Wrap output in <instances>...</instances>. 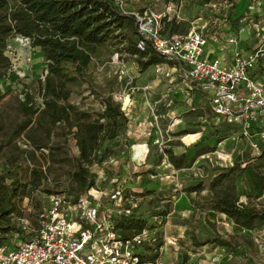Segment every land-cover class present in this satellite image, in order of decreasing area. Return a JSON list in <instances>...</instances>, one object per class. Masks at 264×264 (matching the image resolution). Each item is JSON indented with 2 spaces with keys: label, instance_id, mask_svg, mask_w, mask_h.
Returning <instances> with one entry per match:
<instances>
[{
  "label": "rangeland",
  "instance_id": "374dc122",
  "mask_svg": "<svg viewBox=\"0 0 264 264\" xmlns=\"http://www.w3.org/2000/svg\"><path fill=\"white\" fill-rule=\"evenodd\" d=\"M117 1L126 13L136 16L140 30L152 27L154 31L163 33V19L166 18V22L175 19L181 23L178 33L188 34L193 27L205 26L209 39L217 35L222 43L228 42L223 40L226 34L236 35L238 43L243 37L249 38L247 34L234 32L229 26V15L240 0ZM249 22L251 32L255 34L257 30L253 25L259 23L254 20ZM168 32L173 33L170 29L164 33ZM262 34L263 39L264 32ZM6 56L11 67L0 77V175L6 185L19 176V186L22 189L26 187L25 195L16 200L22 216H12L11 225L25 227L29 232L38 227V209L49 204L46 187L54 193L68 195L72 165L61 162L55 155L59 149L65 148L69 157L75 158L78 149L73 134L68 135L66 144L63 143L59 127L52 130L48 141L50 150L37 151L24 134L12 137L13 129L23 121V114L18 108L20 102L24 100L25 93L40 90L38 81L44 83L48 66L40 49L33 48L21 37L8 41ZM135 60L122 50V46H102L86 68L84 80L71 85L73 92L69 103L96 115L105 108L103 100L112 97L128 118L125 131L120 128L117 139L110 145L112 157H120L121 163L111 167L96 164L91 171V175H96L97 182V188L92 193L93 200L118 215L122 208L116 207L109 195L118 187L122 188L125 197H133L137 201V207L132 211L147 220L152 246L161 245L169 254L182 256L184 264H264V223L257 224L253 231L248 232L234 225L223 214L215 216L207 205H203L213 196L209 186L214 170L232 167L231 163L242 160V157L248 156L245 160L251 158L250 146L246 141L239 140L238 135H226L228 137L223 142L227 144L223 146L219 140H207L213 129L221 128L213 126L216 121L209 114H201L197 110L202 101L198 94L188 91L179 69L162 64L142 71ZM37 100L41 105V96H37ZM32 126L41 129L36 118ZM180 133L184 134L179 136ZM237 143L239 147L235 149ZM169 144L177 154L179 148L187 150L188 163L185 167L176 169L167 156L160 160L159 156L170 148ZM107 146L108 140H105L100 155ZM204 147L213 151L198 155L197 151ZM230 154L231 160H222ZM221 155L224 158H220ZM260 163L259 159L248 168L254 170ZM34 168L42 169L47 175L44 185L35 190ZM145 169L148 172L143 175L148 177L138 178L139 174L134 171ZM260 173H264V169ZM173 177L175 181L171 182ZM201 180L205 185L202 193L179 199L187 188ZM143 182L152 184L143 188L140 186ZM244 201L264 207V191L259 198L251 196ZM126 205L124 210L129 209L128 203ZM166 211L169 213L163 217ZM215 236L230 239L233 248L216 250V246L196 244L205 243ZM4 238L6 240L1 242V246L6 251L16 248L20 241L18 236L16 239L12 235ZM169 241L171 245L167 244ZM238 245L241 247L237 248ZM160 255V251L152 253L153 257ZM171 262L177 263L173 259Z\"/></svg>",
  "mask_w": 264,
  "mask_h": 264
},
{
  "label": "trees",
  "instance_id": "16d2710c",
  "mask_svg": "<svg viewBox=\"0 0 264 264\" xmlns=\"http://www.w3.org/2000/svg\"><path fill=\"white\" fill-rule=\"evenodd\" d=\"M255 13L248 15L250 21H258L254 16ZM245 18L246 14L232 19L231 13L229 26L237 32L241 21ZM166 21L164 18L165 30L159 33L160 36L189 34L178 33L181 30L179 21L175 19ZM169 29L173 33H164ZM14 37L28 39L33 48L40 49L47 62L48 73L44 83L41 80L38 81L39 91L25 93V98L18 107L23 114V121L13 129L12 137L24 134L27 141L40 151L50 150L48 141L55 127H59L65 144L68 135H74L78 155L70 158L69 151L65 148L59 149L55 155L61 162H69L72 165L68 195L54 193L47 187L45 192L48 198L64 196L71 204H77L79 199L95 186L96 175H91L95 165L103 166L111 160L121 159L112 157L110 145L117 139L120 128L125 131L128 118L112 97L103 100L105 108L96 115L69 103L73 92L71 85L84 80L85 70L97 56L98 49L108 44L122 46L126 54L136 58L135 61L142 71L162 64L170 65L172 68L176 65L157 52L152 41L141 35L136 16L126 13L117 0H0V77L4 76L11 67L6 51L8 41ZM263 75L262 71H258L255 76ZM197 90V87H192V92ZM37 96H41V105L38 103ZM200 101L202 104H199ZM200 101L196 107L197 110L213 118L210 108L205 107L202 98ZM35 118L37 126H41V129L32 126ZM215 127L221 129H213L207 140L216 139L220 144L228 137L226 135H234V129L230 125L220 123ZM73 129L75 131H72ZM183 134L180 133L179 136ZM105 140H108V146L100 155V149ZM169 145L170 148L159 156L160 160L167 156L176 169L185 167L188 163L187 150L177 154L173 151L172 144ZM212 151L209 147H204L197 151V154L205 155ZM246 157H242V160L235 162L232 167L214 170L209 186L213 196L203 202V205H207L211 211L225 215L234 225L250 232L257 224L264 223V207H259V204L241 202L237 194V179L249 169V165L245 169L242 167L251 159L245 160ZM259 159L261 163L253 171L259 188L264 191V173H260V170L264 169V147ZM32 176L33 190L44 185L47 179L42 169L34 168ZM0 180V248H4L1 242L6 240L4 238L6 235H12L15 239L18 236L19 243L29 242L33 238V233L28 234L23 227L11 225L12 216H22L16 200L25 195L26 187L22 189V186H19V176H16L9 185L4 183L2 175ZM204 190V181L201 180L184 192L200 194ZM41 210L38 209V215ZM168 213L166 211L162 216L166 217ZM115 223L116 227L122 230L124 239L140 235L149 227L147 220L134 211L127 216H116ZM151 244H146L142 248L141 256L144 260L159 258V256L153 257L152 253H159L163 246L154 247ZM196 244L197 246L216 244L227 249L233 248L230 239L218 236L205 243Z\"/></svg>",
  "mask_w": 264,
  "mask_h": 264
},
{
  "label": "built area",
  "instance_id": "2783aa9c",
  "mask_svg": "<svg viewBox=\"0 0 264 264\" xmlns=\"http://www.w3.org/2000/svg\"><path fill=\"white\" fill-rule=\"evenodd\" d=\"M253 13L254 8L250 7L238 34L259 41L264 30L254 24L257 31L252 34L248 25V15ZM140 33L153 42L157 52L176 65L174 69H179L189 92L194 86L198 88L192 93L198 94L205 107L210 108L216 121L213 125H230L233 134L247 142L252 157L242 165L243 169L257 162L264 147V84L255 75L258 71L264 73V49L258 46L249 53L236 49L231 62L224 65L205 57L209 42L221 40L217 35L209 39L205 27H193L187 36L162 37L152 27L141 28ZM225 38L234 44L238 40L234 34ZM121 161L111 160L103 166H116ZM96 183L77 204H71L64 196H50L48 206L39 212L37 229L27 232L23 227L26 233H33V238L20 242L12 250L0 248V264H170L160 257L142 258L143 246L153 242L148 230L124 239L122 230L116 227L115 217L130 215L132 208L137 207L136 199L125 197L124 190L118 187L109 195L113 204L122 208L114 215L93 200ZM126 203L129 209L124 210Z\"/></svg>",
  "mask_w": 264,
  "mask_h": 264
},
{
  "label": "crops",
  "instance_id": "0c3cea01",
  "mask_svg": "<svg viewBox=\"0 0 264 264\" xmlns=\"http://www.w3.org/2000/svg\"><path fill=\"white\" fill-rule=\"evenodd\" d=\"M253 3H251V0H240L239 3L236 5V8L233 10L232 19H235L236 17H240L242 15H245L246 12L249 10V8L253 7L254 12H256L254 16L257 17V20L259 23L258 25L260 27H262L264 30V0H253ZM251 4H253V5H251ZM198 27L204 28L205 26L204 27L198 26ZM227 31H228V28H227ZM223 40L228 41L227 39H223ZM220 43H222V42H220V40L218 42L211 40L209 42L207 48L205 49V57L209 60H218L224 65L231 62V60L233 58V53L235 52L236 49L238 51L240 50L243 53L252 52L260 45H261L260 47L264 49V37H263V39H261V41L260 40L258 41L255 38L243 37V38H241L240 43H238V42L236 44L229 43V42L222 43V44H220ZM259 78H261L260 80L264 84V75L259 76ZM225 143L226 142L221 143V146H223ZM238 147H239V145L237 143L234 146V148L236 149ZM183 152H185V149L179 148L178 154H182ZM232 153H233V150H232ZM134 172L136 174H139L138 178L148 177V175H143V174L148 172L147 169H145L143 171L137 170ZM168 172H170V171H168ZM152 177L153 176H151V178ZM174 181H175V178L173 177V181H171V182H174ZM151 184L152 183H144L143 182L142 185H140V186L143 188H146V187H149ZM173 186H175V185L173 184ZM150 190H152V189H150ZM262 193H263V191L259 188L257 181L255 179V176H254V171L252 169L246 170L237 179V194L240 197V200L242 202H245L244 200L246 199V197H251V196L255 197L256 196L259 198L262 195ZM205 194L207 195V193H205ZM182 195L183 196L181 198H179L180 200H182L183 198H186L187 196H189V197L190 196H196V193H188L187 194L184 192ZM205 200L206 199H204L203 201H205ZM213 213L215 214V216H219L218 213H216L214 211H213ZM222 216H224V215H222ZM217 218H220V217H217ZM225 238H226V236H225ZM171 243L172 242L169 241L167 244L171 245ZM207 245H211L212 247L216 246L217 247L216 250H218L220 248L228 250L227 248L217 246L216 244L215 245L214 244H207ZM207 245H205V247H207ZM172 246H173V244H172ZM239 249H241V248H239ZM160 252H161V255L159 257L164 259L166 262H168L170 264H184L182 256L179 257L178 255L176 256L174 254H172V255L169 254V252H167V249H165L164 246L161 248ZM163 255H164V257H163ZM172 259L175 260V262H177V263L171 262Z\"/></svg>",
  "mask_w": 264,
  "mask_h": 264
},
{
  "label": "bare ground",
  "instance_id": "6f19581e",
  "mask_svg": "<svg viewBox=\"0 0 264 264\" xmlns=\"http://www.w3.org/2000/svg\"><path fill=\"white\" fill-rule=\"evenodd\" d=\"M229 157H231V155L225 156V158L223 155L220 156V158H224V159H228Z\"/></svg>",
  "mask_w": 264,
  "mask_h": 264
}]
</instances>
